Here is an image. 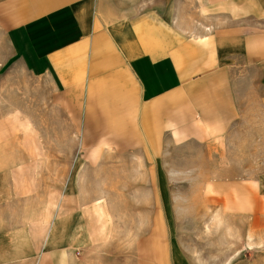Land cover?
Listing matches in <instances>:
<instances>
[{
  "label": "crops",
  "instance_id": "1",
  "mask_svg": "<svg viewBox=\"0 0 264 264\" xmlns=\"http://www.w3.org/2000/svg\"><path fill=\"white\" fill-rule=\"evenodd\" d=\"M161 1L0 0V33L26 64L44 66L53 106L72 118L79 150L92 160L134 153L163 182L162 150L199 144L208 205L227 223L239 219L254 231L252 247H264V29L186 33ZM203 1L225 15H264V0ZM11 147L0 143V264H71L64 248L18 255L32 242L10 236L15 220L7 214L32 165H18ZM253 256L251 264H264V253ZM167 262L185 264L177 254Z\"/></svg>",
  "mask_w": 264,
  "mask_h": 264
},
{
  "label": "rangeland",
  "instance_id": "2",
  "mask_svg": "<svg viewBox=\"0 0 264 264\" xmlns=\"http://www.w3.org/2000/svg\"><path fill=\"white\" fill-rule=\"evenodd\" d=\"M161 3L165 17L186 33L225 25L264 29L261 14L229 9L225 15L203 0ZM52 89L44 66L26 64L1 32L0 143L13 146L8 153L18 165H32L31 182H18L7 214L15 220L10 236L32 242L18 246V255L64 248L73 255L71 264H168L175 254L185 264H251L254 253H264V247H252L254 231L242 230L239 219L227 223L224 217V225L215 205H208L199 144L162 150L163 182L156 181L158 168L134 153L108 152L92 160L79 150L72 118L53 106Z\"/></svg>",
  "mask_w": 264,
  "mask_h": 264
}]
</instances>
